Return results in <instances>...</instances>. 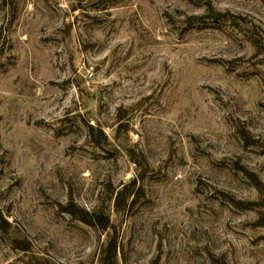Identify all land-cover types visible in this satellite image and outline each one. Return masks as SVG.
Here are the masks:
<instances>
[{
  "label": "rangeland",
  "instance_id": "1",
  "mask_svg": "<svg viewBox=\"0 0 264 264\" xmlns=\"http://www.w3.org/2000/svg\"><path fill=\"white\" fill-rule=\"evenodd\" d=\"M0 217V264H264V0H0Z\"/></svg>",
  "mask_w": 264,
  "mask_h": 264
},
{
  "label": "trees",
  "instance_id": "2",
  "mask_svg": "<svg viewBox=\"0 0 264 264\" xmlns=\"http://www.w3.org/2000/svg\"><path fill=\"white\" fill-rule=\"evenodd\" d=\"M90 129H92V127L90 126ZM134 178H133V180H131L130 182H129V184L131 185V184H134ZM125 198V194H124V187L122 186V187H120L117 191H116V193H115V196H114V209H115V211L116 212H118L119 210H120V207H121V205H120V201H121V199H122V201H123V199ZM94 216V221L90 218V220H86V219H81L84 223H86V224H88V225H97V226H99L101 229H104V228H106V227H108L109 226V221H108V218H105V221H99V218L96 216V215H92L91 217H93ZM1 218V217H0ZM19 249H21V250H25V248H23V247H18ZM107 248L109 249V250H111L112 252H114L115 251V244L112 242H109L108 243V245H107Z\"/></svg>",
  "mask_w": 264,
  "mask_h": 264
}]
</instances>
